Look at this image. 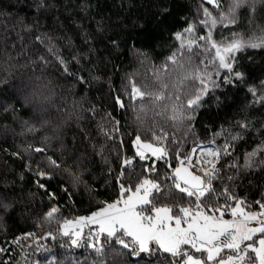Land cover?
<instances>
[{
    "label": "trees",
    "instance_id": "16d2710c",
    "mask_svg": "<svg viewBox=\"0 0 264 264\" xmlns=\"http://www.w3.org/2000/svg\"><path fill=\"white\" fill-rule=\"evenodd\" d=\"M232 5L241 11L227 19ZM205 12L217 20L216 39L234 31L254 39L264 34V0L244 6L231 0H0V264H176L180 258L162 251L135 257L104 235L94 240L103 249L97 253L86 240L72 245L58 229L65 218L117 199L120 183L134 189L145 177L161 186V194L153 192L156 206L167 204L175 214L176 206L194 208V198L175 189L171 176L199 143L219 152L213 191L202 198L206 210L235 203L225 189L246 207L264 203V46L248 42L236 51L234 71L244 79L224 83L226 71L217 74L212 62V40L200 39L210 34ZM189 26L194 37L186 36ZM204 71L215 85L208 83L199 107L184 111L201 87L195 75ZM162 74L163 98L146 109V96L133 99L132 85L143 91L141 79ZM49 79L55 99L32 111L21 97L29 89L35 95ZM176 109L180 119H173ZM137 135L166 137L159 142L168 155L140 160ZM72 177H81L78 187L68 182ZM52 207L59 211L48 220ZM27 233L34 235L24 238Z\"/></svg>",
    "mask_w": 264,
    "mask_h": 264
},
{
    "label": "snow or ice",
    "instance_id": "6c2138e0",
    "mask_svg": "<svg viewBox=\"0 0 264 264\" xmlns=\"http://www.w3.org/2000/svg\"><path fill=\"white\" fill-rule=\"evenodd\" d=\"M164 11L166 12L167 9ZM205 15L207 16L208 13L205 12ZM211 23L215 25L216 21L213 19ZM184 31L191 33L192 27L189 26ZM175 38L181 41L182 47L185 46L184 33H176ZM200 39H207L211 42V34ZM193 43L194 40H189L187 47L191 48ZM245 46V42L241 40H234L226 46H218L215 42H211V48L215 50L212 62L217 68V74H219V69L226 71L224 83H233V78L236 80L244 79L241 72L234 71L233 60L235 57L232 54ZM247 46L253 48L264 46V39L261 40L260 44L251 43ZM170 59L173 63L176 62L175 55ZM65 71L67 72V68ZM195 79L200 81V90L193 93L194 98L187 101L184 111H194L195 108L199 107L202 97L210 91L207 86L208 83L215 85V81L212 80V76L207 71H204L203 75L196 74ZM249 91L255 92V89H249ZM131 96L133 99L143 100L146 94L133 84ZM162 98L160 95L155 96V100ZM120 107H124V105L121 103ZM176 112L174 110L173 119H180ZM164 138L166 137L157 136L154 137V140L159 142ZM135 144L136 154L140 160L147 161L150 157L162 160L168 155L164 147L154 146V143L142 142L139 135L136 136ZM42 151L41 148L35 149L37 153ZM146 154H150V157ZM207 155L216 157L218 152L208 149ZM250 155H255V153ZM49 163L59 167L55 160H49ZM131 163V160L123 161L126 166ZM180 164V167L173 170L171 180L175 189L185 193L189 198H194V209L189 206H176L175 210L178 214H174L173 207L156 206L153 202L155 199L153 192L161 194V186L154 180L144 179L135 186L134 191L131 187L126 188L123 183H120L118 199L105 204L99 211L92 212L90 216L79 217L76 220H64L59 225L58 230L65 237L71 236L72 245L80 246L82 241L86 240L97 253H102L103 249L94 240L104 235L105 238H115L124 249H128L135 257H141L143 254L150 259L162 251L174 259L180 258L176 264H181V261L182 264H202L200 259H194L193 255L185 250L184 246L190 245L191 249H195L197 253L206 252L208 261H216L223 250H230L231 254L227 255L226 258L222 257L218 264H253V261L264 264V211L259 213L246 212L242 206L244 202L229 194L228 190L225 189L226 199L235 202V207H231L230 210L232 219L225 220L223 218L224 212L228 210L227 207L223 210L210 208V211H218L220 214L209 215L204 210L209 208V205L203 203L202 198L206 196V193L210 194L213 191L211 182L215 178V165L213 164L211 169L204 170L207 179L202 180L200 176L193 175L188 167H184L185 164H192L190 156H186L180 161ZM151 170L154 171V167ZM38 176L47 178L44 172H39ZM121 176H123V172H121ZM38 186L44 187L43 184ZM260 207L264 209V204H260ZM58 211V208L52 207L47 213V219L52 220ZM253 221L257 223V227L250 226ZM83 226H92L86 235ZM258 233L262 235L256 240L254 237ZM33 235V233H27L25 238ZM124 238H127V241ZM14 243H18V241H14ZM242 245L244 247H241ZM2 251L5 249H0V252ZM249 251L254 255L249 256ZM118 255H123V253H118Z\"/></svg>",
    "mask_w": 264,
    "mask_h": 264
},
{
    "label": "rangeland",
    "instance_id": "374dc122",
    "mask_svg": "<svg viewBox=\"0 0 264 264\" xmlns=\"http://www.w3.org/2000/svg\"><path fill=\"white\" fill-rule=\"evenodd\" d=\"M232 2H236L237 4L240 3V0H231ZM235 5V4H234ZM232 5V8H229L228 11H225L223 15L225 16H229V15H232L233 12L235 11L236 7L237 6H234ZM231 11V13H229ZM229 13V14H228ZM209 14V13H208ZM207 20L210 21L209 24H210V27H209V33L211 34V40L212 42H215L218 46H226L227 44H230L232 43L234 40H241L245 43H248V42H252V43H260L262 39H264V34L263 35H259V39H254L253 37L252 38H248V37H244L243 33L242 32H237V31H234L232 32L230 36H224L223 38L221 39H216L213 35H212V31H213V28L215 27V25H213L211 23V21L213 20L212 17H209L207 16ZM226 21V20H225ZM216 23H217V20H216ZM215 23V24H216ZM186 36H191V37H194L193 36V33H188ZM235 52L232 54L234 55ZM136 139V138H135ZM141 141L142 142H145V143H154V146H163V144L161 142H157V141H151V140H145V139H142L141 138ZM136 145V144H135ZM208 149H211L213 151H217L218 152V148L212 144V143H199V144H196L194 145L190 151L188 152L187 156H190L191 160H192V166L197 169L198 171H200L203 175H204V179L206 180L207 178L205 177V173H204V170L206 169H211L212 168V165L216 164L217 160H218V157H219V152H218V156L216 157H212V156H208L207 155V150ZM209 161H211V163H209ZM144 179H151L150 177H145ZM143 179V180H144ZM153 180V179H151ZM135 190V188L133 189V191ZM118 199V198H117ZM114 200L116 199H112V200H108L105 204L107 203H111L113 202ZM104 204V205H105ZM264 204V203H262ZM104 205L100 206V207H97L89 212H86V213H79V214H75V215H71L67 218H65L64 220H76L78 219L79 217H86V216H90L92 214V212H95V211H99L101 207H103ZM167 204H160L158 205V207L160 206H165ZM169 206V205H167ZM244 207V210L246 212H255V213H259V212H262L264 211V209H262L260 207V205L256 206V207H246L244 204L242 205ZM170 207V206H169ZM231 207H235V203L231 206ZM231 207L228 208L227 211L224 212V216L223 218L225 220H230L232 219L231 215H230V210H231ZM194 209V208H193ZM218 209H221L223 210L224 207H218ZM205 212H207L209 215H219L220 213L217 211V212H213V211H210V210H206L204 209ZM175 214V213H174ZM63 220V221H64ZM63 223V222H62ZM182 226H185V225H182ZM251 227H257V223L255 221H253L251 224H250ZM88 227H91V226H83V230L85 231ZM262 234H257L256 237H254V239L258 240L260 237H261ZM24 237V236H23ZM25 238V237H24ZM245 243H249V242H245ZM241 247H244V245H242ZM185 250H188L190 254L193 255V258L194 259H200L202 261V264H218V261L223 257V258H226L227 255L231 254V251L230 250H223L221 253H220V256L217 257L216 261H208L206 259L207 257V253L206 252H199L198 253H195L193 250H191L189 248V246H184ZM249 256H253L254 254L251 253V251H249L248 253ZM253 264H258V261H253Z\"/></svg>",
    "mask_w": 264,
    "mask_h": 264
},
{
    "label": "clouds",
    "instance_id": "9594fccd",
    "mask_svg": "<svg viewBox=\"0 0 264 264\" xmlns=\"http://www.w3.org/2000/svg\"><path fill=\"white\" fill-rule=\"evenodd\" d=\"M240 4L242 6L247 5V0H240ZM240 11L241 8L237 7L235 12L232 15L226 16V18L234 19L239 15ZM166 79L167 77L163 74L156 78L141 79L140 85L146 94V109L150 105H156L155 96H157L163 90ZM54 84L55 82L49 79V82L45 84L41 90L36 92L35 95H33L34 90L29 89V91L27 93H24L21 97L22 102L26 101V107H30L32 111H38L41 107L48 106L51 101L55 99V97L53 96V92L55 91ZM179 110L181 109H176V111ZM26 119H30V115L26 117ZM141 124H144L143 120H141ZM68 182L74 187H78L81 184L82 179L81 177H72L70 180H68Z\"/></svg>",
    "mask_w": 264,
    "mask_h": 264
},
{
    "label": "water",
    "instance_id": "95a60500",
    "mask_svg": "<svg viewBox=\"0 0 264 264\" xmlns=\"http://www.w3.org/2000/svg\"><path fill=\"white\" fill-rule=\"evenodd\" d=\"M180 166H181V164H180V161H179V162L176 164L175 168H176V167H180ZM184 167H188V168H189V171H191L193 175L200 176L202 180H205V179H204V175H203L200 171H198L197 169H195L191 164H185ZM175 168H174V169H175Z\"/></svg>",
    "mask_w": 264,
    "mask_h": 264
}]
</instances>
